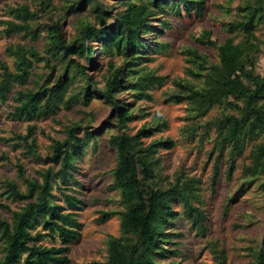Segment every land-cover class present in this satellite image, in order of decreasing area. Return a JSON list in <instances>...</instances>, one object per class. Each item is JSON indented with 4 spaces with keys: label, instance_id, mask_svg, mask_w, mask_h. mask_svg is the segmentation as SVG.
Wrapping results in <instances>:
<instances>
[{
    "label": "trees",
    "instance_id": "obj_1",
    "mask_svg": "<svg viewBox=\"0 0 264 264\" xmlns=\"http://www.w3.org/2000/svg\"><path fill=\"white\" fill-rule=\"evenodd\" d=\"M123 2L124 10L112 17L98 0L67 1L69 8L66 13L78 12L87 5L97 13L95 22L81 24L78 35L72 41H67L62 33V17L57 16L53 20L49 16L50 22L46 24L47 52L63 63L50 86L43 83L36 88L34 81L32 87L13 90L15 84L22 85L30 79L36 61L43 57L31 44L18 43L6 48L8 55L13 58V69L2 66L0 105L13 92L12 110L8 115L28 124L25 132L0 140L10 144L14 150L26 148V154L49 165V168L38 172L37 177L26 179L24 190L14 179L6 177L0 180L2 195L20 203L13 210L6 204H0L10 211L9 219L0 218V264H70V245L81 235L82 223L75 212L69 210L79 204L80 199L63 191V202H58L53 185L59 188V182L76 181L72 175L75 170L74 159L79 158L97 131L90 130L88 126L70 125L64 130L66 137L63 140L52 139L51 151L39 155L33 122L42 116L55 114L62 104L87 103L94 97L93 91H96L110 105L117 124L125 126L133 116L128 103L119 101V93L127 90L137 97H150L145 90L161 80L149 73L138 74L135 68L138 54L152 43L144 41V37L158 35L154 23L158 22L160 30L170 25L164 19L157 20L158 15L168 11L179 13L181 5L187 11L193 10L199 15L204 10V0ZM8 12L13 19L3 20L7 34L21 33L36 39V28L33 29L31 25V21L36 20V10L24 4L8 8ZM109 18L114 21L105 26ZM260 19H264V6L245 8L242 19L229 24L230 32L237 29L244 33L243 39L236 43L232 37L220 43L210 38L209 32L205 33V40L201 42L217 51L218 61L210 63L207 57L194 52L193 58L188 60L194 67L188 68V71L196 80L200 78L201 84L196 85L191 81L179 83L181 90L170 96L178 103L186 101L192 105V110L199 116H205L215 106L234 109V113L203 124L205 132L214 126L216 133L213 143L218 153L212 163L213 185L220 174V163L224 161L228 164L226 175L230 176L235 155L244 150L246 143L264 134V73L255 71L253 58V53L258 50L253 29ZM92 40L99 41L100 50L124 58L121 65L111 69L102 88H97L96 82L86 74L85 67L78 60L88 62L93 59L95 49L89 44ZM156 42L158 47L166 46L160 40ZM75 74H80L79 85H75L80 78L75 77ZM33 76L36 78V74ZM72 84L76 90L66 95ZM154 121L153 126H142L132 134L121 132L111 138L116 155L111 186L118 191L122 208L101 212L99 216L101 222L115 215L119 217V235H110L105 242V264H182L175 260L163 262L178 254L177 245L180 243L174 238L183 236L175 230L174 219L180 214L174 208L176 204L181 207L190 229H196L202 237L206 234V212L201 206L198 179L179 171L170 181L164 176V184L157 181V173L154 172V167L159 166L157 155L161 150L171 149L174 141L170 138L154 139L146 144L145 139L153 137L161 127L166 126L162 117L159 120L154 118ZM227 147L229 149L225 152ZM0 158L6 159V155ZM50 165L58 168L53 171ZM16 168L17 176L23 177L25 169L22 164L17 163ZM242 179H245V186L257 182L264 193L263 143L252 148L250 163L242 170ZM213 247L214 264H228L225 249L218 248L216 244ZM246 264H264V229L259 247Z\"/></svg>",
    "mask_w": 264,
    "mask_h": 264
},
{
    "label": "rangeland",
    "instance_id": "obj_2",
    "mask_svg": "<svg viewBox=\"0 0 264 264\" xmlns=\"http://www.w3.org/2000/svg\"><path fill=\"white\" fill-rule=\"evenodd\" d=\"M67 1L75 0H36V2L0 0V75L3 71L2 66L13 69V58L6 52L9 45L31 44L43 57L42 60L36 61L30 79L25 84H15L13 90L32 87L34 81L36 88L43 83L50 86L61 70L63 63L55 60L47 52L46 24L50 22L49 16L53 20L57 16L62 17L61 30L67 41L76 38L82 23L96 21L97 13L90 5L78 12L66 13L69 8ZM98 2L112 17L124 10L123 0H98ZM24 4L36 10V20L31 21L32 28H36V39L25 37L21 33L7 34L4 29L3 20L13 19L8 8ZM251 6H264V0H204V10L200 15L195 14L193 10L187 11L183 5L180 6L179 13L168 11L159 14L157 20L164 19L170 25L160 30L158 22L154 23L158 35L144 37V41L152 43L144 52L138 54L135 68L138 74L149 73L161 80L160 83H155L145 90L150 97H137L127 90L119 93V101L128 103V109L133 116L125 126L117 124L110 105L96 91H93L95 95L87 103L75 102L70 106L62 104L55 114L42 116L33 122L36 151L39 155L51 151L52 139L63 140L66 137L64 130L70 125L88 126L90 130L97 131L95 138L88 143L79 158L74 159L75 170L72 175L76 181L59 182V188L53 185L58 202H63L61 199L63 191L80 199L79 204L69 208L82 223L80 237L70 245V264H105L107 255L105 242L108 236H118L120 232L117 215L105 222L99 220L101 212L117 211L122 208L118 191L111 186L113 181L111 172L116 161L111 138L121 132L132 134L142 126H153L154 118L159 120L160 117L164 118L166 126L161 127L153 137L144 141L147 144L154 139L170 138L174 141V146L171 149L161 150L157 155L159 166L154 167L157 181L164 184V176L170 181L179 171L196 177L199 181L201 206L206 212L207 225L206 234L202 237L196 229H190L181 207L178 204L174 205V208L180 212L174 219L175 230L181 232L183 236L174 238L180 243L177 245L178 254L164 259L163 262L175 260L182 264H214L213 244L225 249L228 264H246L251 261L254 250L259 247L264 229V193L257 182L249 186L243 185L245 179H242V170L250 163L252 148L259 143L264 144V134L246 143L244 150L235 155L230 176L226 175L228 164L222 161L220 174L213 185L212 163L218 153L213 143L216 133L214 126L210 131L205 132L203 124L225 114L234 113V109L229 106H215L205 116H199L186 101L178 103L170 98L176 91L181 90L179 83L191 81L196 85L201 84V79L196 80L188 71V68L194 67L188 61L193 58L194 52L207 57L210 63L218 61L217 51L201 42L205 40V33L209 32V37L220 43L228 37H232L235 43L239 42L243 39L244 33L237 29L230 32L229 24L241 20L245 8ZM113 21L109 18L105 26ZM253 32L257 37L255 42L258 44V50L253 53L254 68L255 71L263 74L264 19L256 23ZM156 40H160L166 46L158 47ZM89 44L95 49L93 59L88 62L84 59L78 60L85 67L86 74L96 82L97 88H102L111 69L121 65L124 58L100 50L99 41L92 40ZM33 74H36V78ZM75 77H80V74H75ZM80 80L81 77L75 85H79ZM75 90L73 84L69 85L66 95L72 94ZM12 94L13 92L0 105V138L25 132L28 124L24 120L11 118L8 115L12 110ZM238 103L243 105L241 101ZM228 149L229 147L225 152ZM3 154L6 155V159L0 158V180L6 177L14 179L22 190L26 187V179L37 177L38 172L49 168V165L26 154V148L20 147L14 150L10 144L0 140V156ZM17 163L22 164L25 169V175L21 178L17 176ZM57 168V166L52 167L53 171ZM2 190L0 185V204L8 205L11 210L16 209L20 203L4 197ZM9 217L10 211L0 206V218L9 219Z\"/></svg>",
    "mask_w": 264,
    "mask_h": 264
}]
</instances>
